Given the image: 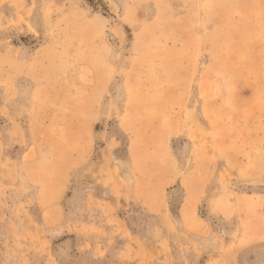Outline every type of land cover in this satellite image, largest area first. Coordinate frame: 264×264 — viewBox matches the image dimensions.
Masks as SVG:
<instances>
[{"label": "rangeland", "instance_id": "374dc122", "mask_svg": "<svg viewBox=\"0 0 264 264\" xmlns=\"http://www.w3.org/2000/svg\"><path fill=\"white\" fill-rule=\"evenodd\" d=\"M0 264H264V0H0Z\"/></svg>", "mask_w": 264, "mask_h": 264}, {"label": "crops", "instance_id": "0c3cea01", "mask_svg": "<svg viewBox=\"0 0 264 264\" xmlns=\"http://www.w3.org/2000/svg\"><path fill=\"white\" fill-rule=\"evenodd\" d=\"M250 55H253V50H250ZM237 56H239V60L236 62H238L240 64H246L249 62L247 55H239V53L237 51L236 55H235V60H237ZM232 61H234V60H232Z\"/></svg>", "mask_w": 264, "mask_h": 264}]
</instances>
